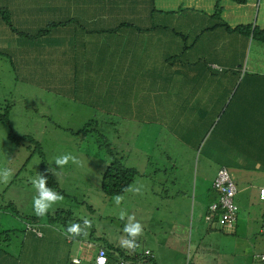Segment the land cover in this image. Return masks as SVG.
I'll return each instance as SVG.
<instances>
[{
	"label": "crops",
	"instance_id": "obj_1",
	"mask_svg": "<svg viewBox=\"0 0 264 264\" xmlns=\"http://www.w3.org/2000/svg\"><path fill=\"white\" fill-rule=\"evenodd\" d=\"M143 1L39 0L37 8L47 23L64 24L38 37L20 36L24 34L12 29L0 32V58L7 62V75H22L23 82L28 79L37 98H60L57 109L73 110L72 102L76 99L82 105L77 111L86 112L102 102L106 110L96 107L97 112L119 117L116 112L123 111L135 114L136 123L157 122L166 127L172 124L166 111L174 112L185 135L169 140L178 141L177 147L185 146V151L195 132L200 133V143L221 123L218 135H228L225 142L214 146V151L226 155L232 151L231 146H238L245 160L256 162L255 173L249 177L233 173L238 182L235 197L259 190L264 186V63L255 58L264 53V44L215 24L222 20L230 26L248 24L263 28L264 0H246L242 4L220 0L223 11L217 21L212 16L216 0H155L160 11L153 14L142 5ZM29 3L2 0L0 7L11 8L12 15L20 19ZM212 19L215 23L211 24ZM121 22L131 24L119 26ZM186 24L191 26L187 28ZM153 25L157 27L149 28ZM109 28L115 29L108 31ZM38 29L20 31L34 35ZM170 54H177V63H167L165 58ZM181 152L175 147L170 153L168 144L166 159L172 165L167 169L176 168L177 160L179 164L191 162H185ZM210 188L211 180L203 195L210 194ZM259 205V210L253 206L254 218L244 221L248 228L252 224L250 236L254 232L263 235V202ZM236 221L237 214L234 224L228 227L217 214L216 219L206 220L205 226L212 229L221 223L225 230H231ZM46 230V226L39 225L37 236L28 232L27 243L36 245L39 239L36 252L47 253L46 263L39 264H65L62 258L70 239H64L62 249L60 241L50 237ZM198 248L199 245L193 250ZM200 263L190 259V264ZM0 264L13 263L0 252ZM19 264L38 263L36 256H26Z\"/></svg>",
	"mask_w": 264,
	"mask_h": 264
},
{
	"label": "rangeland",
	"instance_id": "obj_2",
	"mask_svg": "<svg viewBox=\"0 0 264 264\" xmlns=\"http://www.w3.org/2000/svg\"><path fill=\"white\" fill-rule=\"evenodd\" d=\"M38 1L27 0L30 3L22 11L20 19L12 15L11 8L6 7L4 11L11 16L8 21L0 16V32H7L11 28L35 31L45 27L49 22L38 10ZM214 20H210V23H215ZM188 26L191 25L186 24ZM248 45L250 47L251 42ZM255 60L264 63V53ZM8 70L7 62L0 58V167H8L13 172L8 183L0 182V204L9 198L17 211H14L15 207L13 211L1 207L0 228H14L15 235L9 234V237L12 250L20 254V260L26 256H36L38 264L46 263V252H36L31 247L33 244L30 245L26 240L22 245L18 244L27 236L21 231L25 229L22 215L34 214L32 201L36 190L30 180L40 173L41 164L44 163L49 169H55L57 175H51L57 185L52 189L63 195L64 199L54 204L45 216L38 217L39 225L46 226L48 235L57 238L64 249V239L66 236L71 238L67 235V228L71 223L80 224L82 234L76 237L79 241L72 243L69 253L70 256L76 255L74 259L79 262L84 254L83 260L92 261L96 250L99 252L103 243L122 247L120 238L126 235L123 232L124 225L128 222V216H134L143 225V234L138 238L140 250H144L147 256H161L163 253L156 252L168 249L164 253L163 264H187L189 257L191 262L199 261L200 264H264V260L259 258L264 254V235L254 232L250 236L252 224L248 228L244 222L254 218V205L259 210L261 201L258 199V190L235 197L239 209L233 229L225 230L221 223L212 229L205 226L208 207L218 201L219 194L213 188H210V194H203L217 169L224 165L237 186L233 173L245 177L255 173L256 162L245 160L238 146H231L232 151L226 155L214 151V146L219 141L225 142L228 135H218L221 123L200 143V133L195 132L185 151V146L177 147L178 141L169 140L174 136L185 135L174 112L166 111L171 116L172 124L169 127L157 122L136 123L135 114L128 115L123 111L116 112L119 117L103 116L114 122V125L102 126L103 133L108 137L113 133L110 137L112 147L127 158V165L137 169L138 174L131 185H143L141 193L121 194L124 200L116 205L113 199L116 195H107L100 188L101 171L109 164L100 130L89 124L85 131L76 133L85 124H66L77 115L76 110L57 109L60 98H37L34 86L29 84L28 79L23 82L22 75H7ZM101 104V109L105 111L104 104ZM131 105L134 106L135 102H131ZM6 114L9 117L8 124L3 122V115ZM168 144L182 151L185 162L190 159L191 162L179 164L174 158L177 160L176 168L167 169L172 165L166 159ZM196 147L195 154H190ZM183 151L188 153V159L184 157ZM209 151L212 153L206 155ZM64 154L75 156L80 163L77 165L70 161L63 169H59L54 160ZM121 212H126L128 216L121 219ZM49 215L53 218L52 222L49 221ZM85 220L90 222L88 228L83 226ZM197 245L199 248L193 250ZM78 246L81 247L79 253Z\"/></svg>",
	"mask_w": 264,
	"mask_h": 264
},
{
	"label": "trees",
	"instance_id": "obj_3",
	"mask_svg": "<svg viewBox=\"0 0 264 264\" xmlns=\"http://www.w3.org/2000/svg\"><path fill=\"white\" fill-rule=\"evenodd\" d=\"M234 1L236 3L242 4L245 3L246 0H231ZM144 7H146L148 9V11H150L152 14L154 12H158L160 11L156 4H155V0H144L143 4ZM5 7H0V16L4 21H8V19L10 18V14L8 15L5 11H4ZM106 11H108L107 9H105ZM222 7L220 4V0H217L215 2V8L213 11V18L215 19H219L222 18L221 14H222ZM64 24L63 22L60 21H52L49 22L45 27L39 28L36 31V34L34 35H29L27 34V32H23L20 31L16 28H11L13 31H16L18 33H23L24 35H20V36H29V37H38L41 36L43 34H46L50 31V29L54 26L57 25H61ZM131 23L129 22H121L119 24V26H130ZM215 25H219L224 27L226 30L228 31H237L240 32L242 34L248 35L250 37H252L255 40L261 41L264 43V27L263 28H259L257 26L251 27L248 24H240V25H236V26H230L228 25L225 21L220 20L218 22V24ZM156 25H153L149 28H156ZM215 27L210 26L207 27V29H211ZM146 28V29H149ZM115 28H109L107 29L108 31H113ZM137 29L141 30L142 28L137 26ZM177 58V54H170L167 55V57L165 58V60L167 61L168 64L172 65L174 63H177L176 61ZM76 98V97H75ZM74 104V108L76 111L78 109H80V107H82L81 104L77 103V100L74 99L73 102ZM121 105V102H120ZM101 106V107H100ZM100 106H96L99 110L102 108V104H100ZM107 106V105H106ZM95 106L90 107V108H94V109H89L86 112H84V110H79L81 112H76L77 115L75 114V117H72V119H70L69 121H67V125H71V123H80V124H85L84 128L79 129L78 131H76V133H80L82 130H86L85 127L86 125L92 124L95 126L96 129H99L102 135V141L104 142V145H106V151L108 153L109 156V164L104 166V169L101 171V182H100V188L101 191L107 195H117V194H123L125 192H123V189L126 188L127 186L131 185L133 182L134 177L138 174L137 169L133 166H129L127 165V158L123 157L121 152H118L117 150H115L112 147V143L110 140V137L113 133H111V135L108 137L107 134L103 133V129L101 128L104 125L110 124V125H114L113 121H110L108 119L103 118V116L105 115H109L112 116L111 114L107 113H103V112H97V108ZM68 108V107H67ZM128 114V113H126ZM129 115V114H128ZM4 120L3 122L7 123V120L9 121V117L8 115H3ZM70 123V124H69ZM72 129V127H70ZM75 128V127H74ZM79 128V127H77ZM105 132V131H104ZM175 139H177L175 136L173 137ZM175 147L173 144H169V151H174ZM42 169L40 171V173H45L46 170L48 169L47 165L42 163L41 164ZM47 180H48V186L51 188L56 187L57 183H55V181L53 180V177L51 175L50 172L47 173ZM215 190V189H214ZM1 207H5L8 210H10V208L14 209V211H17L16 206L14 204L13 201H6L3 202V204H0V210ZM2 211V210H1ZM218 211L220 212V210L218 209ZM22 220H23V224H24V231L26 234L29 232V234H36L35 236L38 235L37 232H39V218L31 213H26L24 215H22ZM49 221L52 222V217L49 215ZM57 219V218H55ZM212 219H216V214L212 216ZM13 236L15 235L14 232V228H9L8 230H3L2 228H0V252L4 253L5 255H8L10 258V261L13 264H19L20 263V254L18 253H14L11 247L12 244V240L10 239V235ZM19 233L17 234V237H19ZM76 237L79 236H72L70 238V240L68 241V250L66 253V256H64L62 258V261L65 262V264H92L94 258L92 261L90 262H86L83 259H80L79 263H74L72 262V259L69 258V253H70V247L72 245V243L77 240L79 241ZM68 237L66 236L65 240ZM20 239H22V236H20ZM37 239V238H36ZM24 240H26V238H23V241L18 242L19 245H22L24 243ZM19 241V240H18ZM39 239H37V244L35 245L34 242L30 243L33 244V246H31L32 248L35 249V247L38 245ZM100 244V243H99ZM92 246V245H90ZM9 247V248H8ZM93 247V246H92ZM101 249H103L105 257L107 259L105 264H163V261L165 260V252H168V249L163 248L161 250H158L156 253H163V255L161 254V256H156L154 254V256H147L143 251L144 250H140L139 247H137L135 250H127L125 248L122 247H114L111 244H107V243H103L101 244ZM148 250V249H147ZM150 251V250H149ZM97 250L95 255L97 254ZM59 261V260H58ZM187 264H190V257L187 258Z\"/></svg>",
	"mask_w": 264,
	"mask_h": 264
},
{
	"label": "clouds",
	"instance_id": "obj_4",
	"mask_svg": "<svg viewBox=\"0 0 264 264\" xmlns=\"http://www.w3.org/2000/svg\"><path fill=\"white\" fill-rule=\"evenodd\" d=\"M73 164H79L80 161L71 154H64L57 156L54 160L55 165L59 169H63L69 162ZM224 166V165H222ZM220 166V167H222ZM219 167V168H220ZM225 167V166H224ZM218 170V169H217ZM50 172L54 176L57 175L55 169H47L45 173H39L36 177L30 180L33 188L36 190V195L33 197L32 207L34 214L37 217L45 216L48 213V210L56 204L58 201L64 199L63 195L56 192L54 189L48 186L47 173ZM217 172V171H216ZM13 172L8 167H0V182L8 183L12 177ZM143 185H129L123 189V192H134L141 193ZM114 202L116 205H120L124 200V196L117 194L114 196ZM125 216H128L126 212L120 213V218L124 219ZM84 228L90 226L88 220L84 221ZM123 232L126 234L120 238V245L127 250H135L139 247L138 238L143 234V225L135 220L134 216H128V222L124 225ZM82 234L81 225L78 223H71L67 228V235L69 237L78 236ZM106 258H101V261Z\"/></svg>",
	"mask_w": 264,
	"mask_h": 264
},
{
	"label": "built area",
	"instance_id": "obj_5",
	"mask_svg": "<svg viewBox=\"0 0 264 264\" xmlns=\"http://www.w3.org/2000/svg\"><path fill=\"white\" fill-rule=\"evenodd\" d=\"M212 187L219 194L217 202L212 203L208 207L206 220H210L213 215L218 214V219L225 223L228 227H231L235 220L238 210V206L235 203V194L237 193V187L234 180L231 178L226 167L222 166L218 168L214 179L212 180ZM259 199L263 202V216L261 223V232L264 235V186H261L258 190ZM220 210V212L218 211ZM40 234V232H37ZM148 252V251H147ZM106 258L103 249H101L94 257L92 264H105L107 259L101 261V258ZM261 260H264V254L260 256ZM72 262L79 263L74 257Z\"/></svg>",
	"mask_w": 264,
	"mask_h": 264
}]
</instances>
